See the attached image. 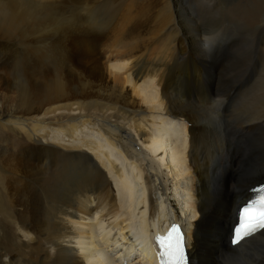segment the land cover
<instances>
[{"label":"bare ground","instance_id":"6f19581e","mask_svg":"<svg viewBox=\"0 0 264 264\" xmlns=\"http://www.w3.org/2000/svg\"><path fill=\"white\" fill-rule=\"evenodd\" d=\"M242 3L0 0V65L45 30L66 64L0 68V264H157L174 220L191 264H264V227L230 242L264 180V10ZM189 59L205 92L171 76Z\"/></svg>","mask_w":264,"mask_h":264},{"label":"rangeland","instance_id":"374dc122","mask_svg":"<svg viewBox=\"0 0 264 264\" xmlns=\"http://www.w3.org/2000/svg\"><path fill=\"white\" fill-rule=\"evenodd\" d=\"M246 1L247 0H243L242 4H244L245 6H254V7L257 6V9H258V11H260V13L264 12L263 11L264 10V0H263V2H259V3L252 2L251 4H250V1H247L248 3ZM218 23H219V19L216 21V24H218ZM56 35L57 34H54L53 32H50L47 30L42 31V32L40 31L39 33L36 32L33 35L34 38H33V42L31 44L30 48L26 47V43H25V45H23V47H22V45H18L17 43L16 44L13 43L15 45L9 46L11 48V51H9L7 53V54L11 55V58L8 59V61L5 63L6 65L5 64L0 65V68H15V66L16 67H36V66L66 65L65 62H63L65 60L64 57L61 56L58 52V50H61L60 47L59 48L57 47L55 49L51 48V46L55 45V42L58 40L57 39L58 36H56ZM247 39L248 38H245L244 41H246V42H245V44L243 43L244 45L242 44V46H239V50L242 51L245 48L246 50H248L247 52L249 53V55H243L244 56L243 57L240 53L238 54V52H237L236 53L237 56L235 55V53L233 56H229L232 59V61L235 59H238V60L243 59V62L246 60L244 62V65L245 64L247 66L249 65L247 67L246 71L243 73V76L240 77V80H239L240 82L237 81L231 86L229 85L230 83H228V81H226L223 84V86H222L223 89H229L227 91V93H228L227 96L230 99L232 96L237 94V92H239L242 89V85L245 83L244 81H246L247 76L252 71L253 65H255L256 61L259 59L258 56H259L260 49L258 47L260 46V44L257 47L258 41H255V43H253L252 45L251 44L249 45L247 43L248 42ZM164 43H166V41L156 44V46L154 47L153 50L154 51L158 50V48L161 47L162 45H164ZM221 45L223 46L224 42H222ZM248 46H249V48L251 46V49H249ZM18 47H20V48H18ZM18 49L20 51H18ZM22 50H23V52H22ZM239 50L236 49V51H239ZM250 50H252V51H250ZM5 52H6V50L4 48L0 50V58L1 59L5 56ZM189 54H191V53L189 52ZM69 55L78 57V58L76 57V59L74 60V63H73V61H71L70 65L93 64V63H91V57L88 56L89 54L85 51L77 52V51L71 50ZM245 56H247L248 58ZM186 58H188V56ZM248 59H250V60H248ZM189 60L190 61H187L188 64L185 63L184 64L185 66H183L181 70H178L179 68L176 67V69H174V71H171V73H172V74L170 73L171 76L173 78L179 77L183 86H185V85L189 86L190 85L193 88L195 83H196L198 86V89L205 92L206 91V85H207V79H208V73L206 72V68L201 63H200L201 65H199V63L197 61L195 62L193 59H189ZM10 62L12 63V65ZM247 70H249V71L247 72ZM236 83H237V85H236ZM229 95H230V97H229ZM188 125L191 127L190 123ZM261 180H263V179H261ZM256 182H259V181H256ZM256 182H254V183L252 182V184H255ZM214 223L217 225L216 222H214ZM117 250H120V248L118 247L115 251H117Z\"/></svg>","mask_w":264,"mask_h":264},{"label":"snow or ice","instance_id":"6c2138e0","mask_svg":"<svg viewBox=\"0 0 264 264\" xmlns=\"http://www.w3.org/2000/svg\"><path fill=\"white\" fill-rule=\"evenodd\" d=\"M242 217L245 223L240 226V231L245 235L249 234L253 230L254 224L264 226V212L257 215H253L250 209H244ZM175 229L170 232L167 237L162 238V242L167 245V254L170 257V264H179V261L183 259L182 250L180 247L181 238L179 235L173 236Z\"/></svg>","mask_w":264,"mask_h":264},{"label":"flooded vegetation","instance_id":"af4514ba","mask_svg":"<svg viewBox=\"0 0 264 264\" xmlns=\"http://www.w3.org/2000/svg\"><path fill=\"white\" fill-rule=\"evenodd\" d=\"M264 179V178H263ZM238 187H239V185H238Z\"/></svg>","mask_w":264,"mask_h":264},{"label":"water","instance_id":"95a60500","mask_svg":"<svg viewBox=\"0 0 264 264\" xmlns=\"http://www.w3.org/2000/svg\"><path fill=\"white\" fill-rule=\"evenodd\" d=\"M245 237H248V236H245Z\"/></svg>","mask_w":264,"mask_h":264}]
</instances>
